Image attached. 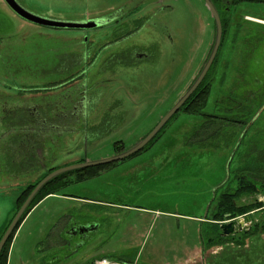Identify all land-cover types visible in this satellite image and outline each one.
<instances>
[{"label":"rangeland","instance_id":"obj_1","mask_svg":"<svg viewBox=\"0 0 264 264\" xmlns=\"http://www.w3.org/2000/svg\"><path fill=\"white\" fill-rule=\"evenodd\" d=\"M16 1L67 23L102 22L116 12L139 19L164 7L172 43L149 27L127 39L139 29L131 20L118 31L46 28L0 0V237L25 203L18 210L20 194L48 170L108 159L140 143L195 82L216 37L204 0ZM234 1L215 5L223 36L204 81L207 107L193 115L184 105L148 150L43 199L19 223L9 264H41V255L55 254L56 264H264V235L247 238L250 223L224 237L209 221L223 184L239 172L264 181V3ZM140 50L155 54L138 66L113 63L109 74L101 68L111 54ZM75 91V107L88 101L83 113L63 109L62 99ZM254 202L264 203L260 188L239 205ZM92 224L96 233L61 250L60 236Z\"/></svg>","mask_w":264,"mask_h":264},{"label":"trees","instance_id":"obj_2","mask_svg":"<svg viewBox=\"0 0 264 264\" xmlns=\"http://www.w3.org/2000/svg\"><path fill=\"white\" fill-rule=\"evenodd\" d=\"M219 1H223V0H219ZM219 1L218 0H212L214 5H216V3H218ZM234 2L236 3L234 5H238V4H241L243 2L264 3V1H260V0H235ZM65 71H68V70H65ZM63 72L64 71H62L61 73H63ZM68 81H70V79L66 80L65 82H68ZM206 88L207 87H205V84L203 82L202 85L200 86V88L195 92V94L186 103L187 108L188 107H189V109H191V107L194 108V110H192V111L189 110L191 114H193V115H195L196 113L201 114L202 110H204L207 107L208 102H209L208 101L209 98H208V90ZM78 95H79L78 91H75L73 93H67V97L65 99H62V100H64L63 101L64 103H68V106L67 107L63 106L64 107L63 109H67V110L74 109L75 108L74 105L77 102L76 99L78 98L77 97ZM53 101H55L57 103V101H60V100L57 98L56 100H53ZM49 116L52 117L53 115L51 114ZM42 123H44V122L42 121ZM34 127L35 126H33L32 129ZM19 128H23V127H19ZM41 134H43V133H41ZM160 137L161 136H159V137L157 136L146 148H144L141 152L134 155L133 157H135V156L141 154L142 152L148 150ZM198 142L201 144V141H198ZM212 145H213L212 148H215V145L214 144H212ZM263 154H264V152H262L261 156ZM133 157H131V158H133ZM259 160L264 162V157H259ZM119 163L106 165V166H102V167L85 169V170H78V171H74V172H70V173L61 175L58 178L54 179L53 181L48 183L39 192V194L34 199L30 208L24 214L21 222L27 217V215L33 210V208L37 204H39L43 199H45L49 196L59 195L63 189L70 186L74 182L80 183V182H85V181L100 177L104 172L110 170L111 168H113L114 166H116ZM55 170H57V169L53 168V169L48 170L44 174V176L41 177L36 183L28 185L26 187V189L23 190V192L20 194V196L18 197V200H17L18 210L20 208L19 206L23 202H26V200L28 199L30 194L33 192V190L36 188L38 183L40 181H42L47 175L54 172ZM72 178H75V179L71 181ZM256 180L257 179H255V181L248 179L244 173L239 172V175H237L232 181L230 180V181L226 182L225 184H223L222 188H225V190L222 193V195L219 197V200H218V203L215 207L214 213L211 216V218L209 219V221L212 222L213 224H216V225L220 224L221 225L224 222L233 221V220L238 219L239 217L251 216L255 212L258 214V215L256 214L258 216V218H257V216L251 217L252 218V224H251V231L252 232L249 233V231H246L247 238L256 237L260 234L264 235V203L254 202L250 205H239V201L243 197L252 196V195L255 196L258 193L259 188L262 190V192H264V181L260 182L258 180L259 182H257ZM234 184L236 185L235 188H234ZM14 217H15V214H14ZM14 217L9 222L8 227L11 224ZM21 222H20V224H21ZM217 228L219 229L220 226H217ZM2 236L0 237V240H1ZM14 236H15V233L11 236V238L9 239L8 243L5 246V248H6L7 245L9 244L8 249L5 250V248H4V250L1 254L0 264H8L9 252H10L11 245L13 243Z\"/></svg>","mask_w":264,"mask_h":264},{"label":"water","instance_id":"obj_3","mask_svg":"<svg viewBox=\"0 0 264 264\" xmlns=\"http://www.w3.org/2000/svg\"><path fill=\"white\" fill-rule=\"evenodd\" d=\"M204 1L206 3L207 8L211 12L213 19L215 20L216 37H215V43H214L212 52L205 66L202 69L196 81L190 87V89L178 101V103L164 116V118H162V120L157 124V126L140 143H138L132 149H129L123 153L117 154L114 157H111L108 159L95 161V162H85L82 164L65 167L62 169H57L54 172L47 175L42 181H40L38 185L36 186V188L33 190V192L30 194V196L28 197V199L26 200L22 208L18 211L17 215L11 222L7 231L1 238L0 240V259H1V254L6 244L8 243L11 236L15 233L24 214L26 213V211L32 204L35 197L48 183L58 178L59 176L70 173V172L119 163V162H122L138 154L157 137V135L163 130V128L169 123V121L182 109V107L190 100V98L200 88V86L206 79L207 74L209 73L210 69L212 68L215 62L216 56L218 54V51L221 45L222 36H223L222 21H221L220 14L216 6L212 2V0H204ZM260 1H264V0H260ZM4 2L17 16H19L23 20L30 22L32 24L38 25V26L46 27V28L70 29V30H91L101 25L99 22H95V21L81 22V23H72V22L67 23V22H59V21L44 19L24 9L16 0H4ZM251 222H252V219L250 216H248L244 220L238 219V220H234L231 222L223 223L221 224V227H220L222 230V235L224 237L234 236L239 232V230L240 231L243 230L247 224L249 223L251 224Z\"/></svg>","mask_w":264,"mask_h":264},{"label":"flooded vegetation","instance_id":"obj_4","mask_svg":"<svg viewBox=\"0 0 264 264\" xmlns=\"http://www.w3.org/2000/svg\"><path fill=\"white\" fill-rule=\"evenodd\" d=\"M164 7H156L153 8L152 11H150V13L148 15L142 16L139 19L138 18H132V16L134 15V13H131L129 15H124L121 12H116L114 15L108 16L106 18H103L102 22H99L101 24L100 27L106 26V25H110L112 27H115V25H117V27L115 28L116 31H118L120 28H118L119 23L126 25V27L128 28V25H131L128 23L129 20H131L133 22V25L136 27V25L139 23V29L137 31H135L132 35H130L127 39L132 38L134 36H137L140 34V32L144 31L147 29V27H149L150 29H152L154 31L155 34H159V37L162 39L163 43L167 44L168 46H171L172 43V39H171V35H170V29H169V25L168 23H166L161 17H162V12H164L163 10ZM138 15V14H136ZM129 16V17H127ZM92 20V19H91ZM97 19L93 20L96 21ZM121 21V22H120ZM127 28H125L127 30ZM97 29V28H95ZM165 44V45H166ZM160 48V52H161V46L158 45ZM157 47V46H156ZM153 48V47H151ZM142 53H135L134 52H130V53H126V56L122 53H115V54H111L109 56V58L105 61L103 67L104 68V73L108 74L110 73L109 70H105L107 68H109V66H111V64L116 63V64H121L120 66H138L139 64H141V62L143 61H148L151 57L152 54L155 53H149L150 51L147 50L146 53H144L143 50ZM125 63V64H123ZM192 86V85H191ZM83 99H81L80 102V106L77 108L75 107L74 110H81L80 112L83 113L85 111V107H87L88 105V101L86 100L85 97H82ZM109 122V121H107ZM105 122V123H107ZM98 230V226L95 225H84V226H77L75 228H73L67 235V238H62V245L60 246L61 250L66 248H71L74 245L76 246L77 243H74L73 240L75 237H80V240L83 241V239H87L88 237H90L89 235L91 233H96V231ZM59 250V248H57ZM56 249V250H57ZM59 253V252H58ZM59 255H56L51 258L49 260H47V257L45 258V256L41 255V264H56L54 263L55 260H57ZM69 255H66L65 258L67 259Z\"/></svg>","mask_w":264,"mask_h":264},{"label":"built area","instance_id":"obj_5","mask_svg":"<svg viewBox=\"0 0 264 264\" xmlns=\"http://www.w3.org/2000/svg\"><path fill=\"white\" fill-rule=\"evenodd\" d=\"M96 264H108L107 261L97 262Z\"/></svg>","mask_w":264,"mask_h":264},{"label":"crops","instance_id":"obj_6","mask_svg":"<svg viewBox=\"0 0 264 264\" xmlns=\"http://www.w3.org/2000/svg\"><path fill=\"white\" fill-rule=\"evenodd\" d=\"M41 123H42V121H41ZM32 132H33V129L29 130L28 133L30 134V133H32ZM42 133H43V132H42ZM41 135H42V134H41ZM53 196H55V195H53ZM8 264H9V262H8Z\"/></svg>","mask_w":264,"mask_h":264},{"label":"bare ground","instance_id":"obj_7","mask_svg":"<svg viewBox=\"0 0 264 264\" xmlns=\"http://www.w3.org/2000/svg\"><path fill=\"white\" fill-rule=\"evenodd\" d=\"M18 203V202H17Z\"/></svg>","mask_w":264,"mask_h":264}]
</instances>
